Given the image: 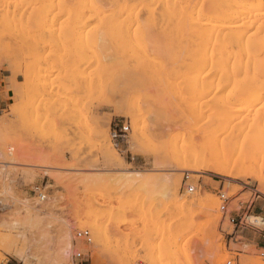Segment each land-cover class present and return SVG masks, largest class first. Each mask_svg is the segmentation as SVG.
Segmentation results:
<instances>
[{"label":"rangeland","instance_id":"374dc122","mask_svg":"<svg viewBox=\"0 0 264 264\" xmlns=\"http://www.w3.org/2000/svg\"><path fill=\"white\" fill-rule=\"evenodd\" d=\"M262 5L0 0V264H72L76 250L90 264H264V249L250 243L254 232H264V168L253 166L233 179L184 165L194 146L207 149L203 138L213 126L220 129L218 142L230 140L234 129L239 144L264 135V99L251 109L242 102L248 81L264 80ZM223 13L228 18L218 24L207 19ZM207 24L216 33L209 28V34ZM202 26L215 43H204ZM250 51L263 60L253 62ZM198 54L210 65L220 63L206 65L208 74L203 67L202 77H211L205 89L215 90L201 89V95L193 81L200 78ZM217 71L230 72L225 79L231 81L217 83ZM183 74L193 75V86ZM119 121L131 131L115 141L111 128ZM221 194L229 198L226 212ZM213 198L217 204L209 209ZM248 206L243 227L252 233L244 241L234 238L238 227L230 218H240ZM85 231L90 242L77 237Z\"/></svg>","mask_w":264,"mask_h":264},{"label":"bare ground","instance_id":"6f19581e","mask_svg":"<svg viewBox=\"0 0 264 264\" xmlns=\"http://www.w3.org/2000/svg\"><path fill=\"white\" fill-rule=\"evenodd\" d=\"M153 1V0H152ZM166 1V0H165ZM191 1V0H190ZM193 1V0H192ZM197 1V0H196ZM236 1V0H235ZM262 1V0H261ZM31 2H32V0H31ZM161 2V1H160ZM159 2V3H160ZM163 2V1H162ZM162 2H161V5H163L164 6V4L166 3H164V4H162ZM168 2V1H167ZM241 2H243V1H241ZM240 2V3H241ZM254 2V1H253ZM158 3V4H159ZM239 3V2H238ZM262 3V2H261ZM260 3V4H261ZM82 4V3H81ZM187 4V3H186ZM202 4V3H201ZM256 4H258V6H260V4L259 3H256ZM256 4H254V3H251V4H249V5H251L250 6V8L251 7H256L257 5ZM125 5V4H124ZM144 5H145V3H144ZM160 5V6H161ZM169 5V4H168ZM146 6V5H145ZM172 6V5H171ZM174 6V5H173ZM262 6H264V5H262ZM81 7H83V6H81ZM162 7V6H161ZM191 7H192V5H191ZM261 7V6H260ZM133 8V7H132ZM144 8V7H143ZM150 7H148V9H149ZM151 8H152V6H151ZM189 8H190V3H189ZM216 8H218L217 6H216ZM180 10H181V8H180ZM185 10V9H184ZM194 10V9H193ZM195 10H196V8H195ZM252 10V9H251ZM262 10H264V9H262ZM149 11V10H148ZM175 11V10H174ZM192 11V10H191ZM189 11L188 13L189 14H191V13H193V14H195V12L194 11ZM257 11V10H256ZM133 12V11H132ZM180 12V11H179ZM198 12H199V10H198ZM197 12V13H198ZM259 12V11H258ZM148 13H151V12H148ZM181 13V12H180ZM187 13V14H188ZM256 13V12H255ZM260 13V12H259ZM262 13V12H261ZM179 14V13H178ZM186 14V13H185ZM188 14V15H189ZM215 13H213L212 15H214ZM225 13H223V15H224ZM175 15V14H174ZM182 15V14H181ZM198 15V14H197ZM220 16V17H216L217 19H212V18H207L209 21H211L212 22V20H214L215 22H217V24H218V21H221V20H226L228 17L226 16L225 17V15L224 16ZM228 15V14H227ZM263 15H264V13H263ZM217 16V15H216ZM258 16V15H257ZM188 17H192V16H188ZM259 17V16H258ZM192 18H194V17H192ZM191 18V19H192ZM198 18V17H197ZM204 18V17H203ZM215 18V17H214ZM232 18V17H231ZM257 18V17H256ZM187 20V19H186ZM202 20V19H201ZM208 20H205V21H207L208 23H209V21ZM229 20V19H228ZM259 20V19H258ZM264 20V19H263ZM199 21H200V19H199ZM230 21V20H229ZM207 22H205V23H207ZM187 23V22H186ZM199 23H202L203 24V22H199ZM222 23V22H221ZM221 23L219 24L220 26H221ZM259 23V22H258ZM187 24H189L190 25V23H189V21H188V23ZM195 24V23H194ZM194 24H192L191 23V26L193 25L194 26ZM197 24V23H196ZM195 24V25H196ZM210 24V23H209ZM209 24H207V27H205L207 30H208V33H209V30L210 29H214V31H215V28H213V27H216V26H212L211 28L208 26ZM260 24H261V22H260ZM223 25V24H222ZM225 25V24H224ZM258 25V24H257ZM256 25V26H257ZM199 26H201L200 24H197V27H196V29L199 27ZM232 26V25H231ZM264 26V25H263ZM186 27H188V25L186 26ZM195 27H191L192 29L193 28H195ZM203 26H202V31H203V33H205V34H203V36L205 35V37L207 38L206 40L204 39V38H202L203 36L200 34V33H198V34H200V36H202L201 38L202 39H204L205 40V42L204 43H206L207 42V40H208V37H212L213 36V33H212V35L210 36L209 34H211V33H209V34H207L206 32H204V30H203V28H204ZM243 27V26H242ZM260 27H262V26H260ZM210 28V29H209ZM220 28V27H219ZM225 28V27H224ZM244 28H245V26H244ZM247 28L249 29L250 27H248L247 26ZM263 29H264V27H262ZM199 29V28H198ZM197 29V30H198ZM221 29V28H220ZM242 29V28H241ZM246 29V28H245ZM260 29V28H259ZM200 30V29H199ZM236 30V29H235ZM240 30V29H239ZM238 30V31H239ZM256 30V29H255ZM201 31V32H202ZM206 31V30H205ZM226 32H228L227 30H225ZM237 31V30H236ZM248 31V30H247ZM253 31V30H252ZM197 32H199V31H197ZM210 32H211V30H210ZM213 32V31H212ZM222 32V31H221ZM221 32L219 31V35L221 34ZM262 31H261V29L259 30V32L258 33H261ZM215 33H216V31H215ZM214 33V34H215ZM223 33V32H222ZM230 33V32H229ZM241 33V32H240ZM240 33H238V34H240ZM242 33H245V32H242ZM254 33H257V32H254ZM191 34V33H190ZM207 34V35H206ZM217 34H218V31H217ZM231 34H232V31H231ZM230 34V35H231ZM263 34V33H262ZM209 35V36H208ZM217 35V37H220L221 38V36H223V35ZM235 35V34H234ZM244 35V34H243ZM216 36V34L214 35V37ZM225 36H227V37H229L227 34L225 35ZM232 36H233V34H232ZM257 36V35H256ZM261 36V35H260ZM237 37V36H236ZM253 37V36H252ZM259 37V36H258ZM210 38H209V40H210ZM242 38H244V37H242ZM251 39V38H250ZM258 39V38H257ZM259 39H261L260 37H259ZM263 39H264V37H263ZM208 40V42H211V43H215V41L214 42H212V40L211 41H209ZM218 40H219V38H218ZM217 40V41H218ZM227 40V39H226ZM256 40V39H255ZM217 41H216V43H217ZM221 41V40H220ZM201 41H199V43H200ZM203 42V41H202ZM201 42V43H202ZM251 42V41H250ZM263 42V40H261V42H259V44H261ZM226 43H227V41H226ZM235 43V42H234ZM254 43V42H253ZM252 43V44H253ZM203 44V43H202ZM201 44V46H200V44L198 45V46H200V52H202L203 51V48H202V46H204V45H202ZM210 44V43H209ZM255 44H256V42H255ZM215 45V44H214ZM214 45L212 44V47L211 48H208L207 46H210V45H207L206 44V47L208 48V49H213V47H214ZM236 45V44H235ZM237 45H238V43H237ZM247 45H248V43H247ZM221 46V45H220ZM220 46H219V51H220ZM246 46V45H245ZM249 46L250 45H248V48H249ZM252 46V45H251ZM206 47L204 48L205 50H206ZM234 47H236V46H234ZM193 48V47H192ZM198 48V47H197ZM238 48V47H237ZM239 48H240V46H239ZM247 48V47H246ZM247 48V49H248ZM254 48V47H253ZM208 49H207V51H208ZM216 49H218L217 47H216ZM215 49V50H216ZM234 49V48H233ZM232 49V50H233ZM214 50V49H213ZM226 50V49H225ZM251 50V49H250ZM194 51V50H193ZM216 51H218V50H216ZM216 51H212V53H214V52H216ZM227 51V50H226ZM234 52H235V49L233 50ZM232 51V52H233ZM239 51V50H238ZM249 51V50H248ZM247 51V52H248ZM252 51H253V49H252ZM199 52V53H200ZM210 52H211V50H210ZM221 52H222V49H221ZM221 52H217V54L218 53H221ZM244 52H246V51H244ZM203 53V52H202ZM201 53V54H202ZM206 53V56L209 58V56H208V54H207V52H205ZM216 54V53H215ZM217 54H216V56H217ZM234 54V53H233ZM232 54V55H233ZM237 54V53H236ZM235 54V55H236ZM249 54V56H253V58H255V59H253V62H254V60H257V62L255 61V63H258V61H260V60H258L259 58H261V57H258L256 54H254V55H256V57L258 58V59H256V57L253 55V53H252V55H250L251 54V51H250V53H248ZM212 55V54H211ZM219 55V54H218ZM234 55V56H235ZM264 55V54H263ZM195 56V55H194ZM198 56H200L199 54H198ZM198 56L196 55V57L198 58ZM221 56V55H220ZM231 56V55H230ZM246 56V55H245ZM249 56H246V57H248L249 58ZM200 57H202L203 59L202 60H200V62H199V64L196 66V68H199V70H197V72L195 73V74H197V73H199V71H200V74H198V77H199V75H200V78H198L199 80H197V79H195V78H197V77H191V76H193V75H191L190 77L188 76V79H187V82H189V86L190 85H192L193 86V81H199V84H200V86H201V88L199 87V89H198V87H195V88H197V89H195V90H197V92H198V94L200 93V92H203L201 89H205V87H206V84L209 82V79L211 78H209V79H207V78H203L202 77V74H203V71H204V73H206L205 71L207 70V66L206 65H209V66H212V67H214V64L216 65L217 64V62H218V60H214V59H212V58H210V62L212 61V60H214V61H212V63H213V65H210L211 63H209V59L206 57L205 58V56L204 55H202V56H200ZM199 57V58H200ZM210 57H212V56H210ZM222 57V56H221ZM220 57V58H221ZM226 58V57H225ZM232 58V57H231ZM230 58V59H231ZM236 58H237V56H236ZM201 59V58H200ZM206 59V60H205ZM239 59V58H238ZM245 59V58H244ZM250 59V58H249ZM199 60V59H198ZM203 60H204V62H203ZM207 60H208V62H207ZM251 60H252V58H251ZM263 60V58L261 59V61ZM159 61V60H158ZM206 61V62H205ZM222 61H223V59H222ZM221 61V62H222ZM225 61V60H224ZM240 61V60H239ZM245 61V60H244ZM260 61V62H261ZM251 62V61H250ZM249 62V63H250ZM259 62V63H260ZM208 63V64H207ZM223 63V62H222ZM243 63H245V62H243ZM220 64V63H219ZM219 64H217L218 66H219ZM225 64V63H224ZM245 64H248L247 63V60H246V63ZM244 64V65H245ZM251 64V63H250ZM249 64V65H250ZM248 65V66H249ZM255 65V64H254ZM229 66V65H228ZM251 66H252V64H251ZM250 66V67H251ZM256 66V65H255ZM259 66V65H258ZM258 66H256V69H257V67ZM261 66H262V72L264 73V60L262 61V63H261ZM186 67V66H185ZM184 67V68H185ZM191 67V66H190ZM203 67H205L206 69H204ZM211 67V68H212ZM222 67V66H221ZM223 67H224V65H223ZM222 67V68H223ZM242 67H243V65H242ZM188 68V67H187ZM217 68L218 67H216V69H215V71L217 70ZM234 68V67H233ZM236 68V67H235ZM202 69H204L203 71H202ZM219 69V68H218ZM253 69V68H252ZM255 69V70H256ZM187 71H188V69H186ZM185 70V71H186ZM209 71H210V67H209V69H208ZM207 70V73L206 74H208L209 73V71ZM213 70H214V68H213ZM213 70H211V72L213 71ZM220 70H223V69H221L220 68ZM254 70V69H253ZM254 70V71H255ZM184 71V70H183ZM184 71V72H185ZM253 71V72H254ZM201 72H202V74H201ZM223 72V71H222ZM222 72H219V71H217V73H219L221 76H222ZM226 72V71H225ZM230 72H231V70H230ZM230 72H228V73H230ZM189 72H187V74H188ZM191 73V72H190ZM227 73V74H228ZM192 74V73H191ZM205 74V75H206ZM212 74H213V72H212ZM212 74H211V76H212ZM219 74H217V75H219ZM227 74H225V75H223L222 76V79H220L219 81H218V77H220V76H218L217 78H216V74H214L213 76H215L214 78H215V80H217L216 82L218 83H221L220 81L221 80H226L227 81V83L228 82H230L231 80H227V79H229V78H226L225 79V77H227ZM247 74H248V72H247ZM256 74H257V72H256ZM184 76H183V80H186V79H184L185 77H186V75L185 74H183ZM203 76H204V74H203ZM209 76H210V74H209ZM252 76H254L253 74H252ZM232 77V76H231ZM191 78H194L193 79V81L192 82H190L191 80ZM254 78H256V77H254ZM206 79V80H205ZM234 79V78H233ZM251 79H252V77H251ZM250 79V80H251ZM190 80V81H189ZM214 80V81H215ZM247 80H248V78H247ZM206 81V82H205ZM210 81H211V79H210ZM213 81V80H212ZM238 81V80H237ZM253 81V80H252ZM256 82L258 81L257 79L255 80ZM184 83H185V81H183ZM216 82L215 83H213V85H215L216 84ZM249 82V86L250 85H253V84H250V81H248ZM254 82V81H253ZM197 83V82H196ZM212 83V82H211ZM225 83V82H224ZM252 83V82H251ZM210 84V83H209ZM233 84H235V82L233 83ZM238 84V83H237ZM194 85H196V84H194ZM223 85V84H222ZM226 85V84H225ZM216 86V85H215ZM217 86H220L222 89L224 88V87H222L220 84H217ZM224 86V85H223ZM230 86V85H229ZM238 86V85H237ZM247 87L248 89H247V93H248V96H247V98L246 99H244V100H242V102H248V107L251 109L252 107H255V106H257V104H260L262 101H263V99H264V80H259V82H257V83H255L253 86H251V87ZM209 87L211 88V89H213V86H209L208 85V87L205 89L206 91H208L207 89H209ZM220 87H218L217 88V91L216 92H218V91H220V90H222V89H219ZM231 87V86H230ZM241 86H239V88H240ZM190 88V87H189ZM216 88V87H215ZM232 88H234L233 86H232ZM238 88V87H237ZM190 89H194V87H192V88H190ZM219 89V90H218ZM210 90V89H209ZM213 90H215V89H213ZM172 91V90H171ZM212 91V90H211ZM194 92H196V91H194ZM196 92V93H197ZM215 92V91H214ZM236 92V91H235ZM193 93V92H192ZM232 93V92H231ZM246 93V94H247ZM202 93H200V95H201ZM218 94V93H217ZM239 94H241V93H239ZM196 95V94H195ZM216 96V95H215ZM234 96V94H232V95H230L229 96V98L231 97H233ZM244 96V95H243ZM195 98H196V96H194ZM197 98H199V96L197 97ZM215 98V97H214ZM181 99V98H180ZM183 100V99H182ZM238 104V103H237ZM21 105V104H20ZM19 104H18V106H20ZM238 105H240V104H238ZM18 106H14V108H13V112L15 113H18V109H19V107ZM234 107H235V105H234ZM234 107H232L231 106V108H234ZM240 107V106H239ZM246 107V106H245ZM259 107V106H258ZM22 108V107H21ZM238 110L239 108L237 107H235V110ZM22 110V109H21ZM21 110H19V112L21 111ZM255 110H256V108H255ZM230 112H231V109H230ZM229 111H228V115H230L231 113H230ZM234 112V111H233ZM240 112V111H239ZM247 112V111H246ZM251 112V111H250ZM249 112V113H250ZM236 113V112H235ZM238 113V112H237ZM236 113V114H237ZM198 114V113H197ZM202 114V113H201ZM235 114V116L237 117V118H239L237 115H239V114H241V112L239 113V114H237L236 115ZM199 115V114H198ZM203 115V114H202ZM232 115V114H231ZM242 115V114H241ZM250 115V114H249ZM225 116H226V114L224 115V117L223 118H225ZM234 116V119L236 118ZM255 116V115H254ZM228 117V116H227ZM227 117H226V119H227ZM199 118V117H198ZM229 118H230V116L228 117V120H229ZM253 118V117H252ZM256 119H257V116L255 117ZM262 118V117H261ZM193 119V118H192ZM201 119V118H200ZM199 120V119H198ZM202 120V119H201ZM223 120H225V119H223ZM263 121L262 122H264V119H262ZM229 121H231V119L229 120ZM258 122V121H257ZM218 123V122H217ZM221 123H223V124H225L226 122L225 121H222V122H219V124L220 125H222ZM252 123V122H251ZM253 123H255V121L253 122ZM261 123V120L259 121V124ZM218 124V125H219ZM228 124L232 127V128H238V123H235L234 121H231V122H228ZM219 125V126H220ZM227 125V124H226ZM242 125V124H241ZM241 125H240V127H241ZM247 125H248V123H247ZM261 125H263L264 126V123L263 124H261ZM225 126V125H224ZM259 126V125H258ZM257 126V127H258ZM216 127V126H215ZM214 126H213V128H210V130H208L207 128V130H208V132H206L207 130H205V135H204V140L205 141H207V142H205L206 143V145H207V149L205 150V151H198L197 149H196V147L194 146V148L192 149V150H190L188 153H187V155H186V159H185V162H184V165H185V167L187 168V169H190V170H192V171H200V170H202V169H208V170H212V171H214L216 174H218V175H220V176H223V177H230V178H233V179H239V178H242L243 177V175L245 174V172H246V170L248 169V168H251V167H253V166H260V167H263L264 168V135H263V133L262 132H258L259 134H257V135H253L254 137H252L251 138V140L247 143V144H239L238 143V141H237V138H236V132H235V129L233 130V135H232V138L230 139V140H228V141H226V142H218L216 139V137H214L215 136V133L218 131V127H216L215 128ZM240 127L238 128V129H240ZM248 127V126H247ZM253 127H256V126H253ZM253 127H250V124H249V128H253ZM259 127H261V126H259ZM262 128V127H261ZM237 129V130H238ZM258 130H255V131H260V129L259 128H257ZM2 130H3V127H2V124L0 123V134H1V132H2ZM236 130V131H237ZM254 130V129H253ZM219 131H220V129H219ZM218 131V132H219ZM254 133V132H253ZM252 133V134H253ZM215 138V139H214ZM212 139L213 140H215V141H212ZM243 140V139H242ZM210 141V142H209ZM220 141V140H219ZM242 143V142H241ZM0 157H1V155H0ZM1 163V162H0ZM248 166V167H247ZM5 176V175H4ZM5 178V177H4ZM215 204H217V202H216V200L213 198V200H209L208 202H207V207L209 208V209H213V208H215ZM217 208V207H216Z\"/></svg>","mask_w":264,"mask_h":264},{"label":"built area","instance_id":"2783aa9c","mask_svg":"<svg viewBox=\"0 0 264 264\" xmlns=\"http://www.w3.org/2000/svg\"><path fill=\"white\" fill-rule=\"evenodd\" d=\"M131 131V125L128 124L126 121L125 122H115L112 125L111 128V136L113 140L119 141L122 139H126L128 136L129 132ZM36 197L40 202H44L46 200V194L41 188H38L36 191ZM221 199L223 200L224 205L221 207V210L223 212H226L227 210V202L228 199L224 194H221ZM230 222L236 227H238L240 222H238L237 218H230ZM77 237L79 239H86L88 242H90V233L89 231L85 232H78ZM72 264H90L89 263V258H86L85 254L81 250H76V252L72 256Z\"/></svg>","mask_w":264,"mask_h":264},{"label":"crops","instance_id":"0c3cea01","mask_svg":"<svg viewBox=\"0 0 264 264\" xmlns=\"http://www.w3.org/2000/svg\"><path fill=\"white\" fill-rule=\"evenodd\" d=\"M250 206H248L247 208H245L242 212H241V216L240 218H238L237 220L240 221L241 224H239L238 228H237V235L234 238H237L238 236L242 237L244 239V241L249 239V235L252 233V230L249 227H243V222H244V217L246 216V214H248L250 212ZM261 215L264 218V212L261 213ZM240 229V230H239ZM255 235H257L256 238H253L252 242L250 241L251 244H255L258 245L259 247H261L262 249H264V232H254ZM233 238V239H234ZM243 242V241H242Z\"/></svg>","mask_w":264,"mask_h":264}]
</instances>
